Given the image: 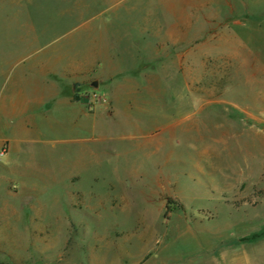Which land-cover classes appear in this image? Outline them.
Masks as SVG:
<instances>
[{
  "label": "rangeland",
  "instance_id": "374dc122",
  "mask_svg": "<svg viewBox=\"0 0 264 264\" xmlns=\"http://www.w3.org/2000/svg\"><path fill=\"white\" fill-rule=\"evenodd\" d=\"M222 256L264 264V0H0V264Z\"/></svg>",
  "mask_w": 264,
  "mask_h": 264
},
{
  "label": "crops",
  "instance_id": "0c3cea01",
  "mask_svg": "<svg viewBox=\"0 0 264 264\" xmlns=\"http://www.w3.org/2000/svg\"><path fill=\"white\" fill-rule=\"evenodd\" d=\"M145 111V110H144ZM144 111H140V113H143ZM62 115V113L60 112ZM58 112L57 110L53 111L51 113L52 116V122H63L67 126V132L66 137L64 139H61V137H51L49 140H41L40 143H89L90 136L87 137V135H90V132L88 130V123L91 120L90 115L87 112L83 111V108L79 105L65 109V118L63 119H57ZM140 115V114H139ZM146 115V113H144ZM54 123V124H55ZM149 124V122L147 121ZM99 140V139H98ZM94 143H98L97 140ZM204 236H208L209 234L207 232H203ZM198 249L202 251L203 249L207 251V248L209 250L212 249L211 246L204 247L202 244L197 245ZM209 264H221V262L225 261L224 257L221 258L218 257H211L208 259ZM220 261V262H219ZM225 263V262H224Z\"/></svg>",
  "mask_w": 264,
  "mask_h": 264
},
{
  "label": "water",
  "instance_id": "95a60500",
  "mask_svg": "<svg viewBox=\"0 0 264 264\" xmlns=\"http://www.w3.org/2000/svg\"><path fill=\"white\" fill-rule=\"evenodd\" d=\"M93 86L96 88V83L95 82L93 83Z\"/></svg>",
  "mask_w": 264,
  "mask_h": 264
},
{
  "label": "trees",
  "instance_id": "16d2710c",
  "mask_svg": "<svg viewBox=\"0 0 264 264\" xmlns=\"http://www.w3.org/2000/svg\"><path fill=\"white\" fill-rule=\"evenodd\" d=\"M74 100L77 101V97H74Z\"/></svg>",
  "mask_w": 264,
  "mask_h": 264
}]
</instances>
